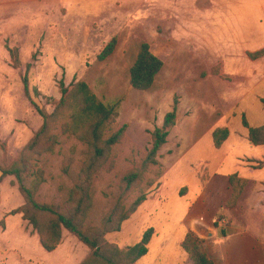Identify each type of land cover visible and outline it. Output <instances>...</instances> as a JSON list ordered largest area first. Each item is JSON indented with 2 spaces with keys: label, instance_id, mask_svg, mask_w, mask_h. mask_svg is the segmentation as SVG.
<instances>
[{
  "label": "rangeland",
  "instance_id": "rangeland-1",
  "mask_svg": "<svg viewBox=\"0 0 264 264\" xmlns=\"http://www.w3.org/2000/svg\"><path fill=\"white\" fill-rule=\"evenodd\" d=\"M38 1L32 40L28 41L26 31L22 30L0 38V42L8 43L6 47L0 46V166H11L18 160L42 128L43 118L33 103L52 114L62 88L80 81L87 83L104 104H119L117 123L126 127L125 140L114 150V162L106 165L94 182L95 208L91 220L99 224L121 198L124 177L142 167L151 149V133L163 125L177 99L178 122L160 152L164 174L149 188L147 179L152 180L155 175L147 174L145 181L126 193L123 199L128 207L141 192L148 199L124 223L120 233L107 236L110 243L126 249L138 244L143 234L154 228L149 254L137 264H173L183 255L176 246L185 235L180 223L201 193L200 186L209 176L206 172L230 174L237 156L257 154L248 143L240 144L224 161L219 159L220 170L215 172L214 167L204 163V157L216 151L212 140L203 137H210L219 125L230 126L231 131L235 127L247 136L241 123L239 100L242 92L247 93L250 88L254 95L250 93L248 98L257 102L245 111L246 117L253 125L263 123L264 115L256 121L254 117L259 109L264 111L259 102L264 99V60L253 61L248 52L264 48V44H259L263 41L251 37L260 29L264 34V0ZM18 17L21 19L22 15ZM115 37V52L99 61V54ZM143 43L152 46L164 67L150 90L137 91L130 86V69ZM7 47L17 50L19 65ZM28 65L32 66L28 72L29 97L23 83ZM68 115L70 112L51 129V136L58 137L57 145L53 148L52 141L46 139L38 149L41 155L29 154L37 176L26 183L36 188L35 197L41 204L62 205L89 155L86 144L63 132ZM200 137L203 140L196 145L195 154L204 153L196 156L194 148L190 149ZM5 179L1 199L9 198L15 206L24 197L14 176ZM162 185L167 187V194L153 204L150 198L158 195ZM6 187L17 193L5 191ZM8 214L0 223V240L22 243L9 229L20 217ZM21 223L16 228L19 231L23 229ZM28 231L37 238L29 223ZM165 238L168 246L162 253L160 243ZM35 246L31 244V249ZM38 246L39 249L26 254L0 243V264H58L64 258L68 264H80L83 254L88 252L67 231L63 232L59 254L46 252L40 243Z\"/></svg>",
  "mask_w": 264,
  "mask_h": 264
},
{
  "label": "trees",
  "instance_id": "trees-1",
  "mask_svg": "<svg viewBox=\"0 0 264 264\" xmlns=\"http://www.w3.org/2000/svg\"><path fill=\"white\" fill-rule=\"evenodd\" d=\"M117 42L118 39L115 37L105 46L98 56L99 61H104L113 55ZM7 50L15 59V64L19 65L17 50L10 47H7ZM248 55L253 61L264 59V49ZM31 67L28 65L27 73L23 78L28 97L30 96L28 72ZM163 67L164 62L154 53L152 46L149 43L141 44L137 58L130 69V86L137 91L150 90ZM261 102L264 105V99ZM33 105L43 118L42 128L23 149L18 160L11 166H0V183L6 177L14 176L25 200L22 207L8 215H21L23 220L37 232L42 247L49 253L58 249L62 244L63 232L67 231L89 249V255L81 264H137L149 253V245L155 233L154 228H149L138 244L126 249L110 243L107 236L120 233L124 223L130 220L148 199L147 195L141 192L128 207L123 199L126 193L145 181V175H155L152 180L147 179V188H149L164 174L159 162L160 152L168 143L169 136L177 125L178 100H175L172 111L165 115L163 125L151 133V149L142 167L124 177L125 188L121 198L99 224L91 220V213L95 208L94 182L97 174L106 165L114 162V150L126 138V127H120L117 123L119 104H104L87 83L80 81L72 83L68 88H62L61 98L55 103L56 107L52 114L41 110L34 103ZM68 112L70 116L68 115V121L63 126V132L74 135L86 144L89 155L82 164L77 183L69 190L62 205L41 204L35 197L36 188H30L26 183L30 178L37 176L30 163L29 154L35 152L41 155L38 149L46 139L47 142L52 141L53 148L57 145L58 137L51 136V129L64 117L67 118ZM242 125L248 130L250 145L264 147V125L259 128L251 127L245 115L242 117ZM228 137V129H216L213 133L215 147L220 148ZM230 185L233 194L228 207L236 204L247 181L233 174L230 176ZM180 247L193 264H216L207 253L205 240L192 231L187 233Z\"/></svg>",
  "mask_w": 264,
  "mask_h": 264
},
{
  "label": "crops",
  "instance_id": "crops-1",
  "mask_svg": "<svg viewBox=\"0 0 264 264\" xmlns=\"http://www.w3.org/2000/svg\"><path fill=\"white\" fill-rule=\"evenodd\" d=\"M38 4V0H0V38L2 35H8V32H20V30H22L26 31L27 40H32V34L35 29L36 7L39 6ZM52 5L54 7L59 6L57 4ZM261 9L264 11V5L261 6ZM18 15H22V18L19 19ZM260 31L261 32L255 33L251 37L254 38V41H263L262 43H259L263 45L264 34L262 33V29H260ZM7 44L8 43L0 42V46L3 47H6ZM261 50L262 49L259 51ZM256 52H248V54ZM251 90L252 89L250 88L247 93H241L242 96L239 100L241 102V123L242 117L244 115L246 116L245 111H248L252 105L257 102L254 101V99L248 98L250 93L253 94V91ZM261 100L259 102L262 104ZM255 109H257V107ZM258 112L257 116L254 117L255 121L257 118L264 115V111L259 109ZM249 124L253 128H259L264 125V119L263 123L259 126L253 125V123L251 124L250 122ZM219 128L228 129L229 137L220 148H216L213 133ZM216 129L212 132L210 137H203V139L208 138L212 140L214 146L213 149L216 151L209 154L207 153V158L204 157V159H206L204 163L209 166V168L214 167L215 172H219L220 164L222 162H219L220 158H223L224 161V158L232 154L233 150L239 147L240 144L245 145L248 143L250 145V143L248 139V130L246 128L247 136L240 130H236L235 127L233 128V131H231L232 127L226 125H219ZM198 139L200 140L194 142L195 144L192 145V148L190 149L192 151L194 148V154L196 145L203 140L201 137ZM228 143L229 147L226 148ZM250 147L252 146L250 145ZM253 148L257 150V154L253 157H236L234 165L235 169L232 173L226 175L214 173L210 175L209 172H206L209 176L206 183L201 184L200 186L201 193L196 196L194 204H192V207L189 209L187 217L180 223V228L182 227L184 229L183 231L185 232V235L176 246L183 255L176 259L173 264H193L189 256L180 247V244L189 231L194 232L198 237L205 240L207 253L216 264H264V176H261L264 173V147ZM200 153H204V151ZM198 154L195 155L198 156ZM262 159L263 165L259 166V164L262 163ZM247 162H250L251 166H248ZM253 163L254 165L252 166ZM233 174H237L241 179L246 180L247 185L236 204L228 207V203L233 194L230 185V176ZM5 180H3L0 185V223L4 218L8 217L6 216L8 213L24 205V200L22 201L18 198L15 206L11 204L9 198H6V200L1 199V195L3 194L2 189L5 187L6 183ZM4 190H8L14 194L17 193V190L15 191L9 187L4 188ZM167 191V187L162 185L158 191V195L152 196L150 200L153 204L157 203L161 196L167 194ZM5 194H7V192ZM6 206H9L8 209ZM14 216H19L21 219L18 218L15 225L9 229L10 231H13L12 233L15 236L18 235V240L21 238L20 240L22 243L18 244L8 240L5 242L0 240V243L9 245L12 248H19L26 254L33 253L39 249L38 245L40 243V238L38 234L35 239L34 233L28 231V222L24 221L21 215ZM20 222H22L23 229L21 228L22 230L19 231L16 228ZM8 231L9 230H7L6 233ZM155 235L157 236V234ZM169 235L174 236V234ZM165 239L166 240L160 243V250L162 253H165L168 246V240L167 238ZM31 244H36V249H31ZM61 247L62 244L52 253L55 255H57V253L59 254ZM87 250L89 252V249ZM82 251L85 250L82 249ZM88 252L83 254L84 256L81 259L80 264L87 258L89 254ZM72 256H75V254H72ZM58 264H68L67 259L64 258L63 262Z\"/></svg>",
  "mask_w": 264,
  "mask_h": 264
}]
</instances>
